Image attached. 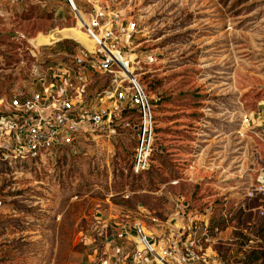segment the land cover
<instances>
[{
    "label": "rangeland",
    "instance_id": "374dc122",
    "mask_svg": "<svg viewBox=\"0 0 264 264\" xmlns=\"http://www.w3.org/2000/svg\"><path fill=\"white\" fill-rule=\"evenodd\" d=\"M90 2L136 25L117 45L153 109L146 165L133 169L129 109L72 146L0 162V264H125L136 223L182 225L209 208V248L223 264H264L247 259L264 251L261 218L241 217L232 188L264 159L244 122L264 97V0ZM74 25L67 0H0V94L19 86L20 51Z\"/></svg>",
    "mask_w": 264,
    "mask_h": 264
},
{
    "label": "built area",
    "instance_id": "2783aa9c",
    "mask_svg": "<svg viewBox=\"0 0 264 264\" xmlns=\"http://www.w3.org/2000/svg\"><path fill=\"white\" fill-rule=\"evenodd\" d=\"M67 1L74 26L90 44L67 37L20 51L16 58L19 86L0 94V162L8 168L20 166L26 158L72 146L85 134L108 129L112 116L129 109L137 117L133 126L137 136L133 169L137 171L146 165L154 115L129 57L117 45V38L127 39L136 25L123 21L119 14L95 8L93 0H86L83 9ZM63 40L73 45L56 47ZM244 122L249 130L257 129L253 134L264 146V97ZM258 159V167L248 168L256 174H246L241 184L232 188L240 196L237 209L241 217L254 214L255 220L261 218L258 225L264 231V159ZM213 212L207 209L199 220L189 215L182 225L167 221L163 228L136 223L125 264H223L209 248L214 242L208 232ZM246 225L243 229L256 228L255 222Z\"/></svg>",
    "mask_w": 264,
    "mask_h": 264
},
{
    "label": "bare ground",
    "instance_id": "6f19581e",
    "mask_svg": "<svg viewBox=\"0 0 264 264\" xmlns=\"http://www.w3.org/2000/svg\"><path fill=\"white\" fill-rule=\"evenodd\" d=\"M47 37L49 41L42 43L37 41L35 45L48 44L67 37H72L83 45L90 44V40L83 34V32L77 26L53 28L48 32Z\"/></svg>",
    "mask_w": 264,
    "mask_h": 264
},
{
    "label": "trees",
    "instance_id": "16d2710c",
    "mask_svg": "<svg viewBox=\"0 0 264 264\" xmlns=\"http://www.w3.org/2000/svg\"><path fill=\"white\" fill-rule=\"evenodd\" d=\"M238 216V215H237ZM257 254L251 255V257H248L247 259H259L261 258L262 260H264V255L262 256V253L264 254V251H255Z\"/></svg>",
    "mask_w": 264,
    "mask_h": 264
},
{
    "label": "crops",
    "instance_id": "0c3cea01",
    "mask_svg": "<svg viewBox=\"0 0 264 264\" xmlns=\"http://www.w3.org/2000/svg\"><path fill=\"white\" fill-rule=\"evenodd\" d=\"M39 38H42V39H46L49 41L48 37L47 36H44V35H41ZM108 261L107 259L103 260V261H100L101 264H106Z\"/></svg>",
    "mask_w": 264,
    "mask_h": 264
}]
</instances>
